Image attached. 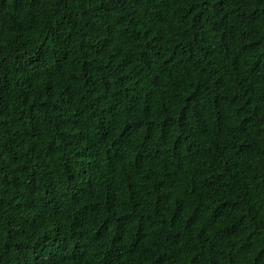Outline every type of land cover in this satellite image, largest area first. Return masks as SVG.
I'll list each match as a JSON object with an SVG mask.
<instances>
[{
    "label": "trees",
    "instance_id": "obj_1",
    "mask_svg": "<svg viewBox=\"0 0 264 264\" xmlns=\"http://www.w3.org/2000/svg\"><path fill=\"white\" fill-rule=\"evenodd\" d=\"M0 264H264V0H0Z\"/></svg>",
    "mask_w": 264,
    "mask_h": 264
}]
</instances>
